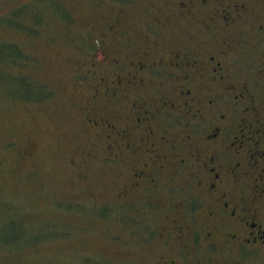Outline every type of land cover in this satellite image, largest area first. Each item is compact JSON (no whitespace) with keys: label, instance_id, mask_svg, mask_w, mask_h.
<instances>
[{"label":"flooded vegetation","instance_id":"obj_1","mask_svg":"<svg viewBox=\"0 0 264 264\" xmlns=\"http://www.w3.org/2000/svg\"><path fill=\"white\" fill-rule=\"evenodd\" d=\"M166 2L156 23L195 33L127 34L111 73L91 65L86 123L119 169L115 198L161 213L159 263L264 264V0Z\"/></svg>","mask_w":264,"mask_h":264},{"label":"rangeland","instance_id":"obj_2","mask_svg":"<svg viewBox=\"0 0 264 264\" xmlns=\"http://www.w3.org/2000/svg\"><path fill=\"white\" fill-rule=\"evenodd\" d=\"M166 1L0 0V264H161V213L115 198L119 169L82 108L91 65L111 73L127 34L190 40L187 22L156 23ZM119 15L124 37H102Z\"/></svg>","mask_w":264,"mask_h":264}]
</instances>
